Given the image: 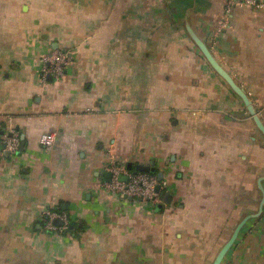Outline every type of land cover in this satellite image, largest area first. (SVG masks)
<instances>
[{
  "label": "crops",
  "instance_id": "0c3cea01",
  "mask_svg": "<svg viewBox=\"0 0 264 264\" xmlns=\"http://www.w3.org/2000/svg\"><path fill=\"white\" fill-rule=\"evenodd\" d=\"M225 3L0 0V264H212L244 220L222 264H264V138L187 32L264 124V11L234 9L214 43ZM12 134L24 148L5 156ZM111 161L155 167L169 203L112 197ZM48 210L81 230L46 232Z\"/></svg>",
  "mask_w": 264,
  "mask_h": 264
},
{
  "label": "built area",
  "instance_id": "2783aa9c",
  "mask_svg": "<svg viewBox=\"0 0 264 264\" xmlns=\"http://www.w3.org/2000/svg\"><path fill=\"white\" fill-rule=\"evenodd\" d=\"M237 8H250L256 12L264 11V0H226L222 17L213 33V42L230 25L231 13ZM44 68L42 74L59 78L64 74L65 68L71 63V56L68 50H55L49 56L42 58ZM5 150L15 155L20 146V139L17 134L11 137H3ZM55 143V133L43 134L40 137V145L44 148H52ZM111 179L104 186L108 193L120 200L134 202L140 205H156L160 202V194L156 191L159 184L156 175L145 172H133L127 169V163L124 161H111L109 165ZM126 177V181L120 180ZM44 229L46 232L57 234L68 233L69 218L65 212L58 210H48L44 215ZM60 222L61 225H56Z\"/></svg>",
  "mask_w": 264,
  "mask_h": 264
},
{
  "label": "water",
  "instance_id": "95a60500",
  "mask_svg": "<svg viewBox=\"0 0 264 264\" xmlns=\"http://www.w3.org/2000/svg\"><path fill=\"white\" fill-rule=\"evenodd\" d=\"M188 35L194 45L197 47V49L200 51L204 59L207 61V63L210 65V67L213 69V71L226 83V85L231 89V91L242 101L246 111L248 112L249 116L252 118V121L254 122L256 128L260 131L264 138V124L262 123L261 119L259 118L254 106L252 105L247 92L245 89L240 87L234 79L230 76V74L218 63V61L215 59L213 56L210 48L207 46V44L200 38L192 29L189 27L187 28ZM7 137H11L12 135H6ZM21 143L19 146V150L17 153H20L23 151L24 148V141L23 137L20 139ZM3 151L5 156H9L10 153L5 150V145H3ZM127 169L129 171L133 172H145V173H150L152 175H156L158 179V185L156 187V191L159 192L161 195V201L163 203H169L167 201L168 196H165L164 193L161 191L162 188V175L157 171L155 167H151L149 165H141V164H136L133 165L132 163L127 164ZM120 180L126 181V177H121ZM264 181V176L261 177V179L258 182V187L261 190L262 198L259 204V209L258 213L255 217H259L261 213L263 212L264 209V190L262 188V182ZM162 209V205L158 204L156 206V210L160 211ZM246 220L242 221L240 224L237 225L235 228L232 236L229 238V240L225 243V245L220 249L218 252L216 258L214 259L212 264H222L228 251L232 248L234 243L236 242L243 226L245 225ZM56 225L60 226V222H56Z\"/></svg>",
  "mask_w": 264,
  "mask_h": 264
},
{
  "label": "trees",
  "instance_id": "16d2710c",
  "mask_svg": "<svg viewBox=\"0 0 264 264\" xmlns=\"http://www.w3.org/2000/svg\"><path fill=\"white\" fill-rule=\"evenodd\" d=\"M81 229L78 227V225L69 218V228H68V233L66 234H73V233H78Z\"/></svg>",
  "mask_w": 264,
  "mask_h": 264
}]
</instances>
